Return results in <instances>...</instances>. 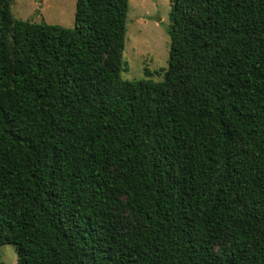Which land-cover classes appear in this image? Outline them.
Here are the masks:
<instances>
[{"label": "trees", "instance_id": "1", "mask_svg": "<svg viewBox=\"0 0 264 264\" xmlns=\"http://www.w3.org/2000/svg\"><path fill=\"white\" fill-rule=\"evenodd\" d=\"M0 0V246L17 264H264V0H172L162 80L122 77L129 0L73 27Z\"/></svg>", "mask_w": 264, "mask_h": 264}, {"label": "rangeland", "instance_id": "2", "mask_svg": "<svg viewBox=\"0 0 264 264\" xmlns=\"http://www.w3.org/2000/svg\"><path fill=\"white\" fill-rule=\"evenodd\" d=\"M172 0H129L122 77L162 80L168 66ZM76 0H13L14 17L73 27ZM0 264H17L16 247L0 246Z\"/></svg>", "mask_w": 264, "mask_h": 264}]
</instances>
